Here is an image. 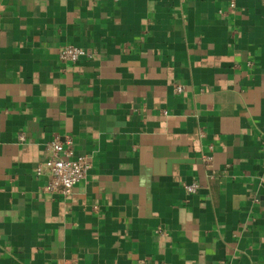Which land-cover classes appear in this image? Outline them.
Wrapping results in <instances>:
<instances>
[{"label": "crops", "instance_id": "obj_1", "mask_svg": "<svg viewBox=\"0 0 264 264\" xmlns=\"http://www.w3.org/2000/svg\"><path fill=\"white\" fill-rule=\"evenodd\" d=\"M0 264H264V0H0Z\"/></svg>", "mask_w": 264, "mask_h": 264}, {"label": "built area", "instance_id": "obj_2", "mask_svg": "<svg viewBox=\"0 0 264 264\" xmlns=\"http://www.w3.org/2000/svg\"><path fill=\"white\" fill-rule=\"evenodd\" d=\"M234 6V2H231ZM82 58L93 59L95 54L75 45H65L59 52V59L63 63H76ZM184 89L182 84L174 86V92L180 93ZM44 160L37 164L35 174L48 178L44 187L48 193H58L68 196L80 181L84 180L90 169L92 161L85 154L77 153L72 137L64 139L56 136L47 141L43 146ZM206 166L212 163V157L204 158ZM199 183H184L183 188L187 193H195L199 189ZM156 232L162 233L160 228Z\"/></svg>", "mask_w": 264, "mask_h": 264}]
</instances>
